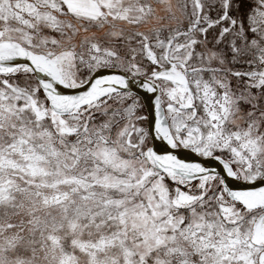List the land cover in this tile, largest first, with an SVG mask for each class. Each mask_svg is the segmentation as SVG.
Here are the masks:
<instances>
[{"label":"snow or ice","instance_id":"snow-or-ice-1","mask_svg":"<svg viewBox=\"0 0 264 264\" xmlns=\"http://www.w3.org/2000/svg\"><path fill=\"white\" fill-rule=\"evenodd\" d=\"M0 264H264V0H0Z\"/></svg>","mask_w":264,"mask_h":264}]
</instances>
